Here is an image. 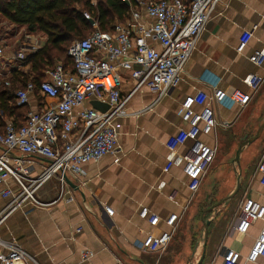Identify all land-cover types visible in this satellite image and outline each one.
Returning <instances> with one entry per match:
<instances>
[{"label": "built area", "instance_id": "obj_1", "mask_svg": "<svg viewBox=\"0 0 264 264\" xmlns=\"http://www.w3.org/2000/svg\"><path fill=\"white\" fill-rule=\"evenodd\" d=\"M122 1L129 6V18L125 22L115 23L111 31H100L96 20L84 13L93 31L87 37L70 43L67 56L72 59V69H65L61 62H57L52 69L45 71V79L39 83L37 94L34 93L36 86L32 81L14 90L19 106H29L32 96L41 98V107L30 109L22 126L17 127L12 119L0 115L3 122L0 127V146L3 147L0 153V196L8 199L0 211V226L11 213L25 204L46 207L58 200H73L72 196L66 195L69 191L68 175H80L83 164L118 152L114 122L126 115L125 106L134 93L147 89L155 92L159 100L178 84L199 35L219 2ZM44 39L41 35L27 34L10 59L5 58L4 49L0 46V69L3 70L6 65L4 61L22 64L29 54L42 47ZM244 45L245 42H241L237 51L241 52ZM248 60L254 66L261 67L264 52L254 50ZM121 70L128 72L135 82L134 88L126 96H121L119 90ZM8 73L0 72V83L3 81L4 86L10 85L6 79ZM245 82L251 94L214 86L210 92L195 91L181 102L182 125L166 141L170 156L164 171L174 164L181 165L191 194L198 191L216 156L217 128L230 127L234 119H218L215 107L227 103L240 112L261 88L264 75L252 72ZM94 98L107 104L108 109L99 111L92 106H83L87 100ZM204 137H211V143L203 140ZM180 147L186 149L180 151ZM12 151L24 157L43 158L47 163L39 172L32 173L30 159L12 156ZM255 169L260 184L264 185V154ZM53 178L58 182V195L53 201L44 202L38 191ZM9 179L15 188L6 185ZM102 209L109 217L113 215L112 208L102 205ZM138 215L147 219L152 227L157 226L160 219L149 213L147 207H141ZM177 220V214H170L164 220L168 229L146 234L140 242L141 250L152 253L165 248L176 229ZM256 224H259L257 235L248 250L244 252L241 248L223 247L219 264H264V204L245 196L232 227L240 237L237 241L239 244ZM0 246L5 248V251H0V264H28V261H33L16 244L0 240ZM92 256L88 249L80 252L83 261ZM112 264L121 262L116 260Z\"/></svg>", "mask_w": 264, "mask_h": 264}, {"label": "crops", "instance_id": "obj_2", "mask_svg": "<svg viewBox=\"0 0 264 264\" xmlns=\"http://www.w3.org/2000/svg\"><path fill=\"white\" fill-rule=\"evenodd\" d=\"M241 42H245V45L238 52L237 47ZM254 50L264 52V0H219L196 41L178 84L159 100L155 92L147 89L134 93L125 106L126 115L115 120L118 152L83 164L80 175H68L69 191L66 195L72 196L73 200H58L46 207L25 204L15 210L1 224L0 240L16 244L24 250L33 259L28 264H112L116 260L121 264H160L161 258L166 260V264H194L187 261V257L172 260L178 255L177 248L193 231L192 218L198 216L197 222L201 221V215L196 213L195 208L200 202L196 199L213 162L198 191L191 194L181 165L174 164L164 171L170 156L165 144L182 125L181 102L185 96L198 90L210 92L214 86L251 94L245 78L252 72L264 75V62L257 67L248 60ZM13 52L10 48L5 49V58L10 59ZM4 63V69H0L4 74L11 68L26 69L20 63ZM120 76V94L126 96L134 88L135 82L126 71L121 70ZM40 100L38 95L30 97V109L40 108ZM92 101L95 98L87 100L83 106H91ZM248 107L251 108L246 111ZM215 112L218 119L234 117L230 127L226 128L227 133L231 130L228 135L234 143L239 138V144L243 136H254L264 122V84L240 112L227 103L216 106ZM218 135L216 130V138ZM203 140L211 143V137H204ZM253 144L257 149L251 157ZM185 149L180 147V151ZM2 151L3 147L0 146V153ZM263 154L264 127L257 139L243 146L238 170L242 184L245 182L246 185L245 196L257 199L262 204L264 185L260 184L255 167ZM11 155L30 159L32 173L39 172L47 163L43 158H27L16 151H12ZM6 185L15 188L11 179L7 180ZM38 195L44 202L56 199L57 180H49ZM193 201L195 203L192 205ZM7 202L8 199L0 196V211ZM102 205L113 209L111 217L103 211ZM141 207H147L149 213L160 218L157 226L152 227L147 219L139 217ZM217 209L219 216L220 209ZM170 214H177L178 220L166 247L152 253L142 251L140 242L144 236L168 229L164 220ZM218 216L215 220L210 218L209 226L212 225L214 231L220 228L225 230L218 241L219 250H205L201 264H219L223 247L247 251L257 235L259 224L248 236L241 238L242 243L239 244L237 241L240 237L232 228L235 222H224V226H220L222 220ZM84 249L93 254L85 261L80 257ZM0 251H5V248L0 246Z\"/></svg>", "mask_w": 264, "mask_h": 264}, {"label": "trees", "instance_id": "obj_3", "mask_svg": "<svg viewBox=\"0 0 264 264\" xmlns=\"http://www.w3.org/2000/svg\"><path fill=\"white\" fill-rule=\"evenodd\" d=\"M85 12L96 20L100 31L107 32L115 23L125 22L130 9L122 0H98L95 3L91 0H0L3 19L25 28L28 33L39 32L46 36L43 46L23 61L22 67L26 69L11 68L6 78L10 85L0 83V115L12 119L17 127L24 124L30 107L16 104L14 90L32 81L37 94L45 71L52 69L55 61L61 62L65 69H72V59L67 56L70 43L93 31L90 21L84 17ZM2 125L0 120V127Z\"/></svg>", "mask_w": 264, "mask_h": 264}, {"label": "rangeland", "instance_id": "obj_4", "mask_svg": "<svg viewBox=\"0 0 264 264\" xmlns=\"http://www.w3.org/2000/svg\"><path fill=\"white\" fill-rule=\"evenodd\" d=\"M91 1L92 3H95L98 0ZM27 34L41 35L45 37L42 43L43 46L46 40L45 35L39 32L28 33L25 28L17 27L0 16V46H2L4 50L10 48V50L18 51ZM57 62L58 61H55V64ZM22 66L23 65L21 64V67ZM249 108L251 107H248L245 110L248 111ZM227 130L228 129L220 126L217 128V132H219L217 138V153L212 161L213 163L209 169V174L207 175L198 191V197L196 199L200 202L195 206L197 210L196 213L199 216L203 214L204 210L225 199L235 187L236 172H239V163L234 164L232 163V161L235 158V152L239 145L237 144L239 138L237 139V142L234 143L233 138L228 135L231 133V130H229V133H227ZM256 149L257 146H255L254 144L251 145V157L254 156ZM229 191L231 192L228 194ZM245 191V182L242 184V179L240 178V187L236 194L232 198H230L227 203L225 201L224 203H221L218 206L214 207L209 212H206L203 217L204 220L207 221L210 220V218H213L215 220L219 213L216 210H218L217 208H219L220 214L218 216V219L222 220V225L220 226H224V222H227L229 224L234 223L238 216L240 204L245 197ZM193 203L195 202H191L192 205ZM222 205H225V207H221ZM197 218L198 216L195 219L192 218L191 222L194 227L193 231H191L186 236L183 243H181L180 247L177 248L178 252H176V254L178 255L172 260V262H174L175 260H184V257H187V261H192V263L195 264L197 259L199 258V252H201V244L203 241V221L200 219L201 221L197 222ZM229 227L230 226H228L227 229H229ZM224 231H222L221 228L214 231L212 229V225H208V241L206 243V252H217L219 250L217 249L218 241L223 237L222 233ZM147 255L149 256L156 254H146L145 256ZM165 261L166 260H163V258H161L160 264H166Z\"/></svg>", "mask_w": 264, "mask_h": 264}, {"label": "water", "instance_id": "obj_5", "mask_svg": "<svg viewBox=\"0 0 264 264\" xmlns=\"http://www.w3.org/2000/svg\"><path fill=\"white\" fill-rule=\"evenodd\" d=\"M91 106L94 109H97L99 111H105V110L108 109V105L107 104H105L103 102H100V101H96V100L91 102ZM263 127H264V122H262L259 125V127L257 128V131H256L254 136H252L250 138H247V136H243V138L241 139V142L239 143V145H238V147L236 149L235 158L233 159L232 163H234V164H238L239 163V161H238L239 160V155H240V152H241L243 146H245V145L251 143L252 141H254L255 139H257L260 136ZM68 184H69V182H68ZM239 187H240V172H236V183H235V187H234L233 191L225 199H223L222 201L217 202L213 206H211L208 209L204 210L203 214L201 215V220L203 221L202 222L203 223V244H202V250H201L200 257H199V259L197 260V262L195 264H201V262L203 261L204 255H205V250H206V241H207V236H208V225H209L210 220L205 221L204 218H203L204 214L206 212H209L210 210H212L217 205H219V204H221V203H223L225 201H228L230 198H232L236 194V192L239 190Z\"/></svg>", "mask_w": 264, "mask_h": 264}]
</instances>
